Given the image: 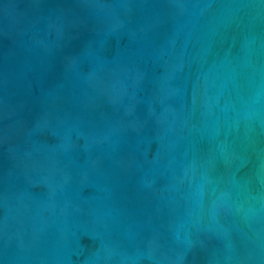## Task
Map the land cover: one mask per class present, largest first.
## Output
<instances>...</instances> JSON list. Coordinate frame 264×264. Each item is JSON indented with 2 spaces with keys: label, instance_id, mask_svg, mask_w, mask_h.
<instances>
[{
  "label": "water",
  "instance_id": "obj_1",
  "mask_svg": "<svg viewBox=\"0 0 264 264\" xmlns=\"http://www.w3.org/2000/svg\"><path fill=\"white\" fill-rule=\"evenodd\" d=\"M0 264H264V0H0Z\"/></svg>",
  "mask_w": 264,
  "mask_h": 264
}]
</instances>
